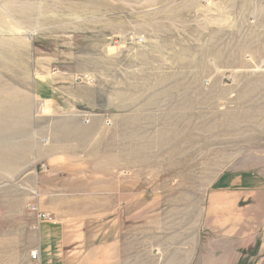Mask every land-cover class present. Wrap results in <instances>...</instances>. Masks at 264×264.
Returning <instances> with one entry per match:
<instances>
[{"label":"crops","instance_id":"1","mask_svg":"<svg viewBox=\"0 0 264 264\" xmlns=\"http://www.w3.org/2000/svg\"><path fill=\"white\" fill-rule=\"evenodd\" d=\"M30 92L23 118L0 99V206H25L26 264H264V149L203 159L195 134L170 153L139 131L148 117L86 123L45 100L39 118ZM2 231L0 252L16 251Z\"/></svg>","mask_w":264,"mask_h":264},{"label":"rangeland","instance_id":"2","mask_svg":"<svg viewBox=\"0 0 264 264\" xmlns=\"http://www.w3.org/2000/svg\"><path fill=\"white\" fill-rule=\"evenodd\" d=\"M263 59L264 0H0V99H15L11 116L23 118L35 86L39 118L45 100L88 122L148 117L139 131L164 133L170 153L195 134L203 159L264 149V72L249 76ZM20 207L0 206L16 249L0 264H26Z\"/></svg>","mask_w":264,"mask_h":264},{"label":"built area","instance_id":"3","mask_svg":"<svg viewBox=\"0 0 264 264\" xmlns=\"http://www.w3.org/2000/svg\"><path fill=\"white\" fill-rule=\"evenodd\" d=\"M85 122H88V121L85 120ZM31 209L34 210V211L36 210V208H35L34 206H32ZM40 216H41L42 218H46V217H47L46 214H41ZM36 256H37V251H34V252L31 253V257H32L33 259H36Z\"/></svg>","mask_w":264,"mask_h":264}]
</instances>
